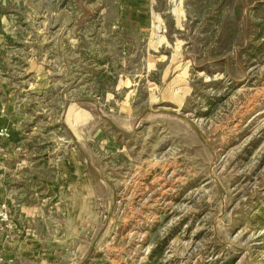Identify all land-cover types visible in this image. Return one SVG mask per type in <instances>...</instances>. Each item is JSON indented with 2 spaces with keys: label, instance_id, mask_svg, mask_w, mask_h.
Wrapping results in <instances>:
<instances>
[{
  "label": "rangeland",
  "instance_id": "1",
  "mask_svg": "<svg viewBox=\"0 0 264 264\" xmlns=\"http://www.w3.org/2000/svg\"><path fill=\"white\" fill-rule=\"evenodd\" d=\"M6 2L32 136L92 179L43 183L39 247L0 225V264H264V0Z\"/></svg>",
  "mask_w": 264,
  "mask_h": 264
},
{
  "label": "crops",
  "instance_id": "2",
  "mask_svg": "<svg viewBox=\"0 0 264 264\" xmlns=\"http://www.w3.org/2000/svg\"><path fill=\"white\" fill-rule=\"evenodd\" d=\"M6 4V0H0V130L3 129L7 133L6 136H0V202L6 203L18 237L26 229L28 231L27 237L22 236L25 239L24 244L28 242V246L34 249L40 244V241L36 239L34 227L37 221L40 222L43 214L42 184H50L51 193L53 194L54 190V194H57L58 177L61 173L65 180L71 182L70 195L82 194L83 197H89L92 177L89 170L85 168V158L81 162L74 155L52 156L55 151H48L46 148L49 140L43 138L44 131L38 129L41 130V135L32 136L35 131H30L31 126L33 125V129L38 128L35 97L36 94L43 97L45 92L31 89L28 92L18 94L11 89L12 83L9 80L12 70L7 68L5 62L7 60V48L10 47L9 44L13 43L17 32L8 31L11 26L9 22L11 14L4 11ZM34 67L37 68L36 63H34ZM28 71L32 73L30 66L25 73L20 74L25 75ZM31 84L34 88L37 81ZM49 99L52 102V98L49 97ZM55 101L58 102L57 99ZM82 110L83 112L77 114L73 105L68 106L61 118L62 122L53 127H63L68 133L67 137L74 140L75 131L83 124L77 125L75 130L70 126L72 125L71 120L75 115L88 117L85 110ZM39 116H41V111H39ZM44 117L46 116L42 115L41 118ZM55 137L58 138L57 135ZM44 147L46 151H42ZM41 152L43 153L38 154ZM38 155L41 156L38 157ZM40 160L43 161L40 163ZM46 162L50 164L51 168L49 178H44L40 171L42 164ZM76 189L81 192H75ZM51 200H53L52 196ZM5 233L4 231L2 234L0 231V243L7 242L8 239L3 241ZM26 253L32 252L27 251ZM44 257L53 259L48 254Z\"/></svg>",
  "mask_w": 264,
  "mask_h": 264
},
{
  "label": "built area",
  "instance_id": "3",
  "mask_svg": "<svg viewBox=\"0 0 264 264\" xmlns=\"http://www.w3.org/2000/svg\"><path fill=\"white\" fill-rule=\"evenodd\" d=\"M7 133L5 132V130H0V136H6ZM12 223V219L10 216V212L8 210V207L6 205L5 202H0V225H4V226H10Z\"/></svg>",
  "mask_w": 264,
  "mask_h": 264
}]
</instances>
